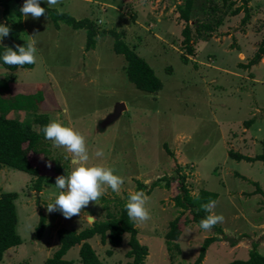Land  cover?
<instances>
[{"label": "rangeland", "instance_id": "374dc122", "mask_svg": "<svg viewBox=\"0 0 264 264\" xmlns=\"http://www.w3.org/2000/svg\"><path fill=\"white\" fill-rule=\"evenodd\" d=\"M185 1L59 0V10L89 17L97 25L96 44L87 49L85 29L64 22L57 28L47 15L23 18L18 11L23 0H1L0 23L10 25L19 45L33 40L37 54L32 68L13 71L0 64V79H15L11 93L38 88L51 93V102L59 107H40L37 113L79 131L90 155L103 148L105 156L93 157L90 163L113 167L123 184L118 194L109 189L97 204L90 202L78 215L65 219L59 211L46 212L45 202L56 192L55 178H49L53 162L47 156L30 155L33 165L48 175L42 190L34 187L35 175L0 165V195L17 193L16 229L23 240L5 251L0 264H45L59 247V228L80 231L108 219L103 205L116 213L129 192L141 189L138 181L145 184L150 213L147 221L136 224L140 243L148 247L144 264H193L213 236L218 240L207 248L200 264L247 259L254 243L264 254V162L238 160L230 154L252 158L264 150V53L251 63L264 38V0L245 4L233 0V5L232 0H195L189 40L179 11ZM238 6L246 8L232 14ZM197 23H211L212 28L199 34ZM111 29L147 60L164 83L161 90L146 92L128 79L126 59L114 50ZM34 114L15 109L8 116L32 121ZM45 142L49 155L69 168L63 148ZM49 161L51 167L46 166ZM182 176L193 196L202 189L218 193L213 211L224 219L211 230L199 229L193 211L176 204L173 196L181 188ZM168 180L170 188L165 186ZM154 181L160 185L149 193ZM42 213L45 229L36 238ZM89 215L96 217L91 223ZM174 220L179 235L169 238ZM129 239L125 233L119 247L104 243L100 235L89 242L101 264H131ZM80 246L65 255L74 264H84Z\"/></svg>", "mask_w": 264, "mask_h": 264}, {"label": "trees", "instance_id": "16d2710c", "mask_svg": "<svg viewBox=\"0 0 264 264\" xmlns=\"http://www.w3.org/2000/svg\"><path fill=\"white\" fill-rule=\"evenodd\" d=\"M1 2V0H0ZM195 0H186L184 5L179 6L180 16L187 22L184 29V34L187 40L191 38V29L189 20L191 18V11ZM247 3L244 0L243 4ZM232 5L236 4V1L232 0ZM42 7L46 8V12L42 15L50 17L57 28L60 27L62 22L67 23L74 29H85L87 32L86 48L91 49L96 44V36L98 35V28L95 22L89 17L76 18L70 12L59 10L54 7L47 9V5L43 2ZM245 6H238L232 10V14H237ZM8 25V24H7ZM10 27V25H8ZM197 32L201 34L202 29L212 28L211 23H197ZM106 33L104 29L101 30ZM110 33H114L116 36L114 42V50L118 54H123L126 59L125 71L128 79L133 82L137 88L146 92H157L164 86L161 78L156 74L155 70L150 66L146 59L140 56L134 51L122 38L120 33H116L114 29H111ZM5 43L0 42V50L3 47H13L19 45L13 36L12 28L10 27V33L3 39ZM264 53V38L261 42L259 52L256 53L252 64L258 62L261 55ZM3 65L2 63H0ZM35 65L26 64L23 66H9L3 65L9 70L15 71L18 68H32ZM15 79L5 78L0 79V165H8L13 168L25 171L29 174L35 175L34 187L37 190L43 189V184L48 175L42 174L39 167L33 165L30 155L31 154H43L47 156L49 160L53 162L54 173L49 176L55 178L57 175L64 174L66 165H63L59 160L52 158L48 144L43 138L41 132L42 126L49 122L48 115L44 113H37L42 107L45 109H56L59 107L57 102H51V93H45L44 89L38 88L31 92L19 91L11 93L12 83ZM53 103L52 107L50 106ZM46 104V105H45ZM45 105V106H44ZM41 107V108H40ZM51 107V108H50ZM15 109H23L26 111H33L34 118L32 121H22L14 116H8V113ZM253 120L247 121L251 123ZM38 124L40 129H35L33 124ZM230 154L238 160L247 159L249 161L261 160L264 162V150L262 153L255 157H248L239 152L231 151ZM50 156V157H49ZM167 179V177H163ZM140 190L145 188V184L142 181H138ZM158 181H154L149 189V193L154 187L159 186ZM167 188H170V180L165 183ZM180 190L173 196L178 206H183L185 209H191L194 213V220L199 222L206 213L200 209V205L206 203L209 199L218 198V193L208 189H202L198 195H191L190 191L185 184L184 176L181 177ZM257 190H261L258 187ZM17 193L4 192L0 195V261L4 257V253L7 249L20 245L23 240L20 234L17 232L16 226L18 223L17 208L15 199ZM125 201L119 203V210L114 213L111 211L110 205H103V208L107 210L108 219L96 220L91 226L85 227L78 231L74 228L61 227L57 231V237L59 247L54 251L52 256L48 257L45 264H74L72 260L67 259L65 255L75 245L80 246L79 255L84 264H101V260L93 248L89 239L96 235H100L102 241H107L112 247H119L123 243L125 233L130 234L129 245L130 249L127 252V256L132 257L131 264H144L145 258L148 254V247L140 243L138 239V228L136 224L130 222L126 215V210L123 207ZM46 217L42 213L40 222L36 228V238H40L43 235L45 229ZM179 231L176 227V221L171 222V230L168 233V237L177 238ZM218 237L213 236L206 239L199 257L193 264H200L205 257L207 248ZM258 245L254 243L253 248L250 250L249 258L247 259H234L227 264H264V254L258 249ZM107 253L112 254L113 250L109 249Z\"/></svg>", "mask_w": 264, "mask_h": 264}, {"label": "clouds", "instance_id": "9594fccd", "mask_svg": "<svg viewBox=\"0 0 264 264\" xmlns=\"http://www.w3.org/2000/svg\"><path fill=\"white\" fill-rule=\"evenodd\" d=\"M47 5V9L58 6L59 0H23L19 7L23 18H39L46 12V8L41 3ZM10 33V27L0 23V41ZM23 45L13 47H3L0 50V63L3 65L23 66L33 64L36 60L37 48L31 39H24ZM41 132L46 141H51L54 148H63L64 160L69 161L70 167L65 168L64 174L55 177L54 186L56 192L53 199L46 203V212L59 211L65 219L78 215L82 209L86 208L90 202L97 204V200L107 190L112 193H119L123 184V177L116 174L113 167L102 164H92L93 157L102 158L105 156L103 148H97L93 153L89 152L85 137L70 125H66L59 120H50L42 126ZM47 167L51 163L46 162ZM148 200L143 190L131 191L123 204L128 220L134 224L142 223L150 218V213L146 207ZM216 201L209 199L200 205L206 215L198 222L199 229L209 231L218 222H222L224 217L216 214L213 209ZM94 215L88 216L91 223L95 220Z\"/></svg>", "mask_w": 264, "mask_h": 264}, {"label": "crops", "instance_id": "0c3cea01", "mask_svg": "<svg viewBox=\"0 0 264 264\" xmlns=\"http://www.w3.org/2000/svg\"><path fill=\"white\" fill-rule=\"evenodd\" d=\"M241 160H245V159H241Z\"/></svg>", "mask_w": 264, "mask_h": 264}]
</instances>
